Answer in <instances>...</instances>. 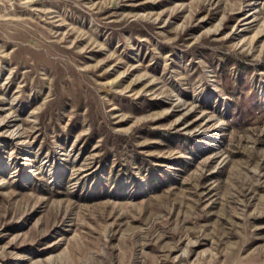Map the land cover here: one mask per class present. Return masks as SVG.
Here are the masks:
<instances>
[{
	"label": "rangeland",
	"instance_id": "374dc122",
	"mask_svg": "<svg viewBox=\"0 0 264 264\" xmlns=\"http://www.w3.org/2000/svg\"><path fill=\"white\" fill-rule=\"evenodd\" d=\"M0 264H264V0H0Z\"/></svg>",
	"mask_w": 264,
	"mask_h": 264
}]
</instances>
